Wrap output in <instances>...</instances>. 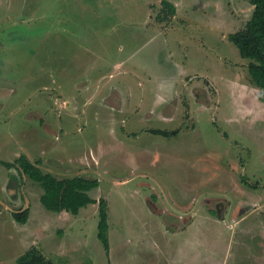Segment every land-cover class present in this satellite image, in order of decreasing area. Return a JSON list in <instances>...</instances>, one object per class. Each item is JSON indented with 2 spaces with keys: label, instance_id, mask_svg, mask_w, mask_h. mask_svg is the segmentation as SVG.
<instances>
[{
  "label": "rangeland",
  "instance_id": "obj_1",
  "mask_svg": "<svg viewBox=\"0 0 264 264\" xmlns=\"http://www.w3.org/2000/svg\"><path fill=\"white\" fill-rule=\"evenodd\" d=\"M252 12L249 0H0V264L32 247L52 264H264V102L229 40ZM21 156L97 180L96 203L46 210Z\"/></svg>",
  "mask_w": 264,
  "mask_h": 264
},
{
  "label": "trees",
  "instance_id": "obj_2",
  "mask_svg": "<svg viewBox=\"0 0 264 264\" xmlns=\"http://www.w3.org/2000/svg\"><path fill=\"white\" fill-rule=\"evenodd\" d=\"M249 3L253 7L250 19L240 31L231 34L229 40L236 46L241 58L248 62L249 83L262 91L261 99L264 102V0H249ZM164 6L168 9L167 14L173 15V6L166 2H164ZM163 12H165L164 9ZM153 133L163 136L177 134L176 131L171 133L154 131ZM18 163L22 173L41 187L43 193L40 202L46 210L56 214L64 211L72 215H78L80 209L96 203L95 200L89 197L88 193L98 187L97 180L82 177L58 179L50 173H44L37 165L30 163L25 156H21ZM4 165L6 168H13L12 164L4 163ZM98 205L97 235L105 250H108L106 201L101 199ZM28 216V209L13 213L14 220L20 224H25ZM15 263L52 264L45 259L36 247H32L26 253L20 255Z\"/></svg>",
  "mask_w": 264,
  "mask_h": 264
},
{
  "label": "crops",
  "instance_id": "obj_3",
  "mask_svg": "<svg viewBox=\"0 0 264 264\" xmlns=\"http://www.w3.org/2000/svg\"><path fill=\"white\" fill-rule=\"evenodd\" d=\"M6 192H7V193L9 192L8 185L6 186Z\"/></svg>",
  "mask_w": 264,
  "mask_h": 264
}]
</instances>
